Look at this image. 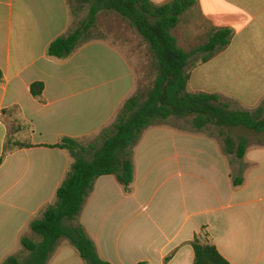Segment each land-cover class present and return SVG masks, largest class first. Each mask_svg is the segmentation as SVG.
Instances as JSON below:
<instances>
[{"label":"crops","instance_id":"1","mask_svg":"<svg viewBox=\"0 0 264 264\" xmlns=\"http://www.w3.org/2000/svg\"><path fill=\"white\" fill-rule=\"evenodd\" d=\"M195 1L172 31L178 47L190 52L217 29L230 30L231 38L207 62L199 54L188 60L187 91L264 116V0ZM70 24L66 0H0V264L15 250L27 257L14 246L34 238L31 222L54 204L73 163L53 146L98 135L137 91L132 64L108 41L48 58V46ZM37 82L41 100L30 93ZM13 118L23 128L12 138L33 147L4 154ZM133 164L130 192L114 176L99 177L77 218L103 261L192 264L190 242L204 227L229 264H264V144L248 145L235 160L218 139L167 123L143 132ZM46 264L84 262L63 240Z\"/></svg>","mask_w":264,"mask_h":264},{"label":"trees","instance_id":"2","mask_svg":"<svg viewBox=\"0 0 264 264\" xmlns=\"http://www.w3.org/2000/svg\"><path fill=\"white\" fill-rule=\"evenodd\" d=\"M66 1L70 12L72 6L75 9L88 6V15L77 27H69L48 46V58L63 60L80 45L102 40L92 35L96 18L100 12H110L135 29L148 44L151 66L148 79L151 81L123 103L113 122L98 135L82 139L62 138L53 146L67 151L73 163L56 190L54 204L46 207L40 217L31 222L34 238H22L20 241L27 257L9 256L2 264H46L63 240L73 247L84 264H109L98 256L84 228L77 224V218L99 177L114 176L123 191L130 192L134 177L133 149L149 127L167 124L170 118H191L188 123L191 132L205 133L209 126L214 127L216 132L207 136L218 139L223 153L235 160L244 157L249 143L245 138L234 139L227 130L244 128L264 135L262 109L233 111L228 103L216 96L187 91L188 60L195 54H204L201 61L207 62L222 51L231 38L230 30L217 29L203 45L190 52L178 47L172 31L181 16L195 6V0H172L164 5H155L150 0ZM42 91L40 82L30 86V93L37 100H41ZM7 113L10 110L3 111V115ZM22 128L13 118L4 154L33 147L29 142L12 138ZM232 179L234 187L241 185L240 175ZM190 245L194 254L192 264H229L219 254L204 227L194 235Z\"/></svg>","mask_w":264,"mask_h":264},{"label":"rangeland","instance_id":"3","mask_svg":"<svg viewBox=\"0 0 264 264\" xmlns=\"http://www.w3.org/2000/svg\"><path fill=\"white\" fill-rule=\"evenodd\" d=\"M89 7L85 6L82 9L71 8V28H75L80 22L86 19ZM92 35L104 41H108L121 49V51L129 59L137 76V91L142 90L149 84L150 75V57L148 53V44L139 36L135 29H132L126 22L122 21L117 15L110 12H100L96 18V28ZM204 56V54H199ZM191 118L176 119L170 118L169 125L187 128ZM216 129L209 126L205 134L215 133ZM227 132L234 138H245L249 145H263L264 135H257L249 132L244 128L230 129ZM68 223V222H67ZM15 249L21 250V245L18 242L14 246ZM18 250L13 253L15 255ZM14 255V254H13ZM22 258V256H20Z\"/></svg>","mask_w":264,"mask_h":264}]
</instances>
